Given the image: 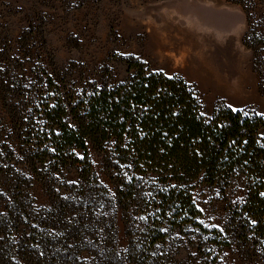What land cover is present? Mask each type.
<instances>
[{
	"label": "trees",
	"instance_id": "16d2710c",
	"mask_svg": "<svg viewBox=\"0 0 264 264\" xmlns=\"http://www.w3.org/2000/svg\"><path fill=\"white\" fill-rule=\"evenodd\" d=\"M227 1L253 10L251 0ZM255 29L243 41L256 60L257 38L264 37ZM123 60L127 76L113 83L92 75L77 82L42 68L16 88L11 69L0 68L15 136L9 151L49 198L45 207L28 203L27 177L0 152V264H185L177 254L189 229L201 232L192 246L202 260L216 259L207 238L222 244L232 237L253 264H264V116L224 103L205 116L183 77ZM89 146L112 190L99 179ZM69 169L75 181L64 179ZM236 180L244 198L229 205L223 228L208 229L194 188L225 189Z\"/></svg>",
	"mask_w": 264,
	"mask_h": 264
},
{
	"label": "rangeland",
	"instance_id": "374dc122",
	"mask_svg": "<svg viewBox=\"0 0 264 264\" xmlns=\"http://www.w3.org/2000/svg\"><path fill=\"white\" fill-rule=\"evenodd\" d=\"M251 1L253 10L247 14L227 0H0V68L11 69L10 83L16 88L42 68L67 72L77 82L92 75L113 83L127 76L123 58L135 57L150 70L183 77L198 92L205 116L222 103L264 114V41L257 38L261 42L256 60L243 41L250 26L264 37V0ZM3 89L0 81L3 162L27 177L28 203L48 206V195L37 178L18 153L9 151L15 136ZM88 151L99 179L112 190L99 156L92 146ZM64 175L67 182L77 179L74 169ZM244 196L239 180L225 189L198 183L193 191L200 221L208 229L223 228L229 205ZM5 206L6 200L0 198V213ZM116 226L118 246L124 249L120 212ZM200 235L189 229L183 236L177 257L186 258L185 264H253V257L232 237L222 244L207 238L216 259L202 260L192 246Z\"/></svg>",
	"mask_w": 264,
	"mask_h": 264
},
{
	"label": "snow or ice",
	"instance_id": "6c2138e0",
	"mask_svg": "<svg viewBox=\"0 0 264 264\" xmlns=\"http://www.w3.org/2000/svg\"><path fill=\"white\" fill-rule=\"evenodd\" d=\"M257 115H264V114L257 113Z\"/></svg>",
	"mask_w": 264,
	"mask_h": 264
}]
</instances>
